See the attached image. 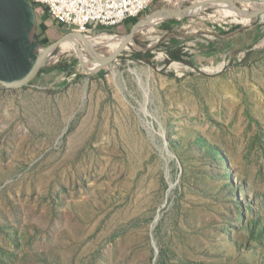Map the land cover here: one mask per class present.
<instances>
[{
    "label": "rangeland",
    "instance_id": "374dc122",
    "mask_svg": "<svg viewBox=\"0 0 264 264\" xmlns=\"http://www.w3.org/2000/svg\"><path fill=\"white\" fill-rule=\"evenodd\" d=\"M199 1L155 0L0 85V264H264V20L241 7L264 0ZM66 33L37 18L43 45Z\"/></svg>",
    "mask_w": 264,
    "mask_h": 264
},
{
    "label": "water",
    "instance_id": "95a60500",
    "mask_svg": "<svg viewBox=\"0 0 264 264\" xmlns=\"http://www.w3.org/2000/svg\"><path fill=\"white\" fill-rule=\"evenodd\" d=\"M190 5L183 10H167L169 18L187 12ZM157 12L138 21L127 38L132 39L137 27L150 24L157 17ZM78 37L85 36L69 32L54 42L43 45L37 35V15L30 1L0 0V85L12 88L27 84L41 69L46 68L53 51L62 41ZM121 50L123 49L104 57L102 64H110Z\"/></svg>",
    "mask_w": 264,
    "mask_h": 264
},
{
    "label": "built area",
    "instance_id": "2783aa9c",
    "mask_svg": "<svg viewBox=\"0 0 264 264\" xmlns=\"http://www.w3.org/2000/svg\"><path fill=\"white\" fill-rule=\"evenodd\" d=\"M29 1L38 18L45 23L49 20L64 32H76L91 38V34L100 28L116 27L130 18L139 17L155 0Z\"/></svg>",
    "mask_w": 264,
    "mask_h": 264
},
{
    "label": "bare ground",
    "instance_id": "6f19581e",
    "mask_svg": "<svg viewBox=\"0 0 264 264\" xmlns=\"http://www.w3.org/2000/svg\"><path fill=\"white\" fill-rule=\"evenodd\" d=\"M221 1V0H220ZM231 1V0H230ZM199 3H200V5H213V4H215V2H214V0H209V1H206V0H200L199 1ZM230 3V2H229ZM199 5V4H198ZM225 5V4H224ZM229 5H234V3H231V4H229ZM228 6V5H227ZM252 6H255L256 8H255V11H252V13L251 14H247V16L246 17H248L249 19H250V17H257V16H259L260 15V17L264 20V3H257V2H249V3H245V2H241V7H242V9H244V10H246V11H251V7ZM230 7V6H229ZM239 9V8H238ZM228 13V12H227ZM234 15V14H233ZM235 16V15H234ZM113 37H111V38H108V41H111V39H112ZM77 39H79V40H81L83 43H85V44H89L88 42H85L86 40H90V39H88V38H86V37H78ZM84 39H86L85 41H84ZM130 39V38H129ZM127 37L124 39V43L125 42H127L128 40H129ZM96 41V40H95ZM81 43V42H80ZM118 44V43H117ZM124 45V44H123ZM62 46V45H61ZM88 46V45H87ZM111 46H113V45H111ZM116 46V45H115ZM90 47H91V45H90ZM121 47V46H120ZM82 48H84V47H82ZM124 48V47H123ZM81 50V49H80ZM83 51V50H82ZM174 65L175 66H177L178 65V63H174ZM112 68V67H111ZM115 73H116V71L115 70H113V75H115Z\"/></svg>",
    "mask_w": 264,
    "mask_h": 264
},
{
    "label": "crops",
    "instance_id": "0c3cea01",
    "mask_svg": "<svg viewBox=\"0 0 264 264\" xmlns=\"http://www.w3.org/2000/svg\"><path fill=\"white\" fill-rule=\"evenodd\" d=\"M47 24V23H46ZM55 25V24H53L52 22H50V25ZM49 25V24H48ZM56 26V25H55ZM56 28L58 29V27L56 26ZM245 31V30H244ZM243 33V32H242ZM241 33V34H242ZM248 34V39L249 40H253L254 39V33L253 32H249V33H247ZM248 40V42H244V40H240L239 42H237V43H234V45H235V47H237V50H236V55H233V53L232 52H230V49H229V47H225V49H224V51L226 52V55H228V60H230V58H232V59H234V58H237V59H240V58H243L245 55L243 54V52L244 51H248V49H244L245 47H247V46H249L250 44H252V42L251 43H249L250 41ZM264 45H262V47H263ZM255 47V46H254ZM217 51H209L208 53H206L204 56L205 57H209V58H216L217 56H218V54H219V52H218V50H220V49H216ZM249 51H250V49H249ZM256 52H257V50H253L251 53H249L248 55H247V58H250V56H255L256 55ZM192 63V62H191Z\"/></svg>",
    "mask_w": 264,
    "mask_h": 264
},
{
    "label": "trees",
    "instance_id": "16d2710c",
    "mask_svg": "<svg viewBox=\"0 0 264 264\" xmlns=\"http://www.w3.org/2000/svg\"><path fill=\"white\" fill-rule=\"evenodd\" d=\"M37 15V18H38V14ZM44 17V16H43ZM138 18V17H137ZM39 19V18H38ZM43 20H46V18H44ZM137 19L136 18H130L128 19L126 22L127 23H133L134 21H136ZM47 24H50V21L47 20ZM114 27H108V28H100L99 30H105V31H110L112 30ZM39 38V37H38ZM40 40V39H39ZM41 42V41H40ZM42 43V42H41ZM151 53L149 51H134L133 54L131 55V58L134 59V60H141V61H146L148 63L151 62ZM171 60H177V61H180V62H183V63H186L188 65H191L192 66V63L191 61L187 60V59H183L181 57V55H179V52L177 53L176 52H173L172 54V58ZM65 70H69L68 67H66Z\"/></svg>",
    "mask_w": 264,
    "mask_h": 264
}]
</instances>
